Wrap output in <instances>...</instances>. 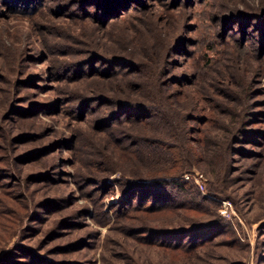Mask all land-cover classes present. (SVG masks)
Instances as JSON below:
<instances>
[{"label":"trees","instance_id":"16d2710c","mask_svg":"<svg viewBox=\"0 0 264 264\" xmlns=\"http://www.w3.org/2000/svg\"><path fill=\"white\" fill-rule=\"evenodd\" d=\"M43 1L0 0V5L13 13L35 14L41 12L38 10ZM59 1L60 16L77 11L76 21L89 20L93 30L101 26V31L121 21L116 16L119 10L128 8L125 17L129 18L132 12L144 9L140 0ZM191 1L195 2L186 0ZM236 2L221 0L229 14L217 21L225 29L240 24L235 31L240 32L235 36L222 30L220 43L212 42L207 47V56H199L196 64L195 60L189 64L186 48H181L186 62L172 67L166 59L167 51L176 53L182 39L181 26L175 19L166 18L165 29L158 28L155 20L151 24L138 21L132 28L122 29L120 35L106 36L104 39L116 47L115 52L112 50L113 57L109 56L105 43L96 41L98 34L88 37V43L76 44L71 40L72 45L86 48L81 53L87 57L85 60H78V54L70 46L62 47L69 50L71 58L58 63L57 69L66 74L81 70L77 91L70 102L77 103L82 110L95 105L92 113L97 120L96 129L102 135L93 146L90 143L82 146L93 147L100 159L91 168L89 183L95 186L92 191L101 194L117 185L120 201L114 208L116 217L128 216L135 240L162 249L163 255L171 258L166 264L177 263L180 253L183 259L180 262L203 257L207 264H230L231 260L218 249L243 246L232 226L219 217V204L203 196L190 177H183L197 167L208 179L209 194L231 200L238 210V202L243 203L231 186L236 172L234 157L241 160L248 157L245 148L239 145L253 136V127L258 125L252 123V118L256 113L255 79L264 76V0H256L244 13L228 8ZM250 27L253 29L247 32ZM249 34L257 39L250 45ZM202 59L205 63L201 66ZM99 62L103 66H96ZM261 95L264 97V92ZM17 112L12 108L5 122L16 123L10 118ZM258 113L263 118L259 123L264 129V110ZM24 137L29 147L37 143L34 132L25 133ZM254 139H264V132L256 134ZM14 141L8 136L5 145L10 148ZM68 142L64 139V144ZM108 146L115 149L112 154H108ZM48 151L49 147L41 144L26 153L23 160L29 157L30 163L48 155ZM113 155L127 165L126 171L119 167L120 177L109 182L110 176L118 171L112 163ZM259 184H264V177ZM250 201L259 209L254 219L260 221L261 215L264 217V188L253 192ZM258 230L263 237L264 222ZM254 251L256 262L264 264V245H258Z\"/></svg>","mask_w":264,"mask_h":264},{"label":"rangeland","instance_id":"374dc122","mask_svg":"<svg viewBox=\"0 0 264 264\" xmlns=\"http://www.w3.org/2000/svg\"><path fill=\"white\" fill-rule=\"evenodd\" d=\"M140 1L144 6L141 12H132L126 18L125 13L129 9L119 10L116 16L121 21L105 31H101V26L93 30L89 20L84 23L76 21L77 11L71 10L60 16L59 0H44L38 10L41 12L35 14L13 13L0 5V264H166L171 259L164 256L160 248L138 243L133 231L130 232L132 225L128 216L118 217V214L116 217L114 208L120 201L117 185L101 194L92 191L95 186L89 183L91 168L100 159L93 147L82 146L86 143L93 146L102 135L96 129L97 120L92 113L95 105L82 110L77 103L70 102L77 91L81 70L66 74L57 69L58 63L71 58L69 50L62 47L70 46L78 54V60H85L87 57L82 54L86 48L72 45L71 40L78 42L76 44L88 43V37L98 34L96 41L105 43L109 56L113 57L112 50L115 52L116 47L104 39L106 36L120 35L122 29H130L138 21L151 24L155 20L158 28L165 29L166 18L175 19L181 26L179 37L182 39L176 53L167 51L166 59L173 67L186 62L181 48H186L189 64L193 60L196 64L199 56H207V47L212 42L220 43L222 30L237 36L240 30L235 31L240 24L225 29V25L221 26L217 21L229 14L221 0H195L194 3L186 0ZM256 3V0H237L228 8L244 13L248 6ZM252 29L250 27L246 31ZM166 33L169 34V29ZM256 40L254 34L247 35L249 45ZM204 63L202 59L201 66ZM100 65V62L96 64ZM255 80L256 113L252 123L258 125L253 127V136L239 145V148H245L248 157L243 160L239 156L234 157L236 172L231 190L242 197L243 203L238 202L239 210L231 200L209 194L208 179L200 169L194 167L192 174L188 175L194 183V177L204 178V190H198L219 204V217L232 226L243 245L218 249L231 260L230 264H258L254 250L258 245H264L261 244L264 242L263 233L258 230L264 217L261 215L260 221L254 219L258 217L259 209L250 201L253 192H261L264 188V184H259L264 177V139H254L256 134L264 132L263 125L259 123L263 118L258 113L264 110V97L261 95L264 76ZM12 108L19 111L10 118L16 123L5 122ZM29 108L33 110L29 111ZM32 115L35 117L29 119ZM28 132L37 134V143L30 147L24 137ZM8 136L15 139L10 148L5 145ZM64 139L69 142L64 144ZM41 144L49 147L48 155L39 156L30 163L29 157L23 160L26 153ZM111 147L108 154L115 151ZM112 163L118 171L110 176L109 182L118 179L122 173L120 168L126 171L124 166L127 165L114 155ZM251 189H254L252 193L248 192ZM223 201L232 206V214L228 218L220 213ZM177 258L183 260L182 254ZM180 260L174 264H207L203 257Z\"/></svg>","mask_w":264,"mask_h":264},{"label":"built area","instance_id":"2783aa9c","mask_svg":"<svg viewBox=\"0 0 264 264\" xmlns=\"http://www.w3.org/2000/svg\"><path fill=\"white\" fill-rule=\"evenodd\" d=\"M185 179H188L189 176L188 175H185L184 176ZM195 179V183L197 184V187L203 191L204 190V185H205V180L202 176H196L194 177ZM209 198L211 199H214L212 198L211 196H208ZM220 213L223 217H230V215L232 214V206L231 204L228 202V201H223L222 202V208L220 210Z\"/></svg>","mask_w":264,"mask_h":264}]
</instances>
